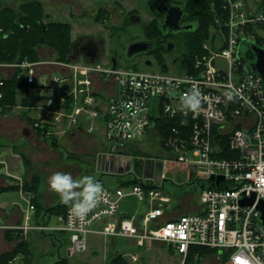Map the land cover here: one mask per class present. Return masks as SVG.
Listing matches in <instances>:
<instances>
[{
    "label": "built area",
    "instance_id": "obj_1",
    "mask_svg": "<svg viewBox=\"0 0 264 264\" xmlns=\"http://www.w3.org/2000/svg\"><path fill=\"white\" fill-rule=\"evenodd\" d=\"M222 7L225 15L216 37L203 44L191 65L180 69L114 68L112 62L104 68L99 62L78 60L0 62V86L16 77L25 84L26 98L41 101L32 122L41 138L83 132L102 137L108 151L97 154L98 171L124 181L133 172L131 161L143 162L144 176L133 178L137 183L104 186L85 218L71 217L68 206L57 217V227H48L46 221L32 224L36 208L30 201L23 231L70 233L76 252L85 250L88 235L94 234L129 239L136 247L167 245L180 255L181 264L193 247L217 250L219 264H264V226L257 208L264 200V82L238 56L244 40L261 39L264 47V0L253 7L246 0H222ZM193 86L202 93L196 111L181 103ZM3 97L0 92V100ZM163 120L170 125L160 136L157 123ZM144 139L158 140L164 154L156 161L145 162L149 157L133 154L131 148L138 149ZM167 161L186 167L189 183L200 187L197 210L182 214L170 206V197L162 191ZM254 195L253 206L241 205L242 199ZM128 198L146 205V213H123ZM131 260L138 263L139 255Z\"/></svg>",
    "mask_w": 264,
    "mask_h": 264
},
{
    "label": "rangeland",
    "instance_id": "obj_2",
    "mask_svg": "<svg viewBox=\"0 0 264 264\" xmlns=\"http://www.w3.org/2000/svg\"><path fill=\"white\" fill-rule=\"evenodd\" d=\"M120 1L127 9L144 10L146 8L145 0ZM246 1L249 6L253 7L260 4L262 0ZM57 19L62 20L63 18L58 17L56 20ZM90 32L93 31L87 33L83 28L78 29V27L74 25V38L82 34H91ZM155 41L160 43L158 40ZM110 50L111 45L107 41L102 59L99 61V64L104 68L110 65V54H112ZM163 59L166 61L170 70L180 69L179 66L181 65L178 62H175V59H177L176 57L170 58L164 56ZM42 60H49V58L45 57ZM50 60L56 61V57L53 56ZM82 60L83 58L81 57L79 61L83 62ZM145 60L146 58L135 62L121 60L120 65H137L139 69L144 71L160 70V66H158L155 57L147 58V61H153L151 66H146L143 63ZM56 73L57 70H54L53 74ZM41 81H44V79L42 78ZM25 96V90L19 92V107H14L10 111V115L0 113V161L6 162L7 165L5 169L6 165L3 166L0 164V173L4 170V173L1 174L0 177L9 179V182H14L15 184L19 183V187L22 191L24 190L23 187L26 182L31 183L35 177H38L39 188L37 198L42 204L44 210L61 203L58 193L51 190L48 185V177L56 171L71 172L73 176L77 178L82 175L90 174L95 176L98 181L102 179L101 183L103 186L114 189L118 185V178L115 176L102 175L97 168V154L108 151L101 142L102 137L90 136L83 132L76 134L74 138L71 137L70 134H67L58 137L57 142H51V140L48 141L47 139L37 136L32 128L30 136L27 137L23 134L21 131L22 126L18 124V122L21 120L22 113H26L24 108L22 109L24 103H21ZM31 103L37 107L40 105L41 101L34 102L33 100ZM24 105H26V103ZM36 112V108L33 109L32 116L36 117ZM138 149L149 155V158L145 159V162L146 160L156 161L157 156H162V154H164L158 140L149 141V139H144L138 143ZM6 154L8 155L5 156ZM164 159L165 158L163 157L161 161H164ZM168 163V161L165 163L166 170L168 171V179L165 182V187L162 191L165 196L170 197V206L176 207L179 212H184L186 208L190 209L198 203L201 189L197 184L189 183L190 177L186 167L182 165H171ZM136 164V159H133L131 161L132 171L135 169ZM5 170L7 171L5 172ZM10 175H15V177ZM4 189L6 188H1L0 190L2 191ZM24 194L25 195H21L18 193L16 196L15 193H12L3 196V204L9 206L15 201L19 202L22 208L25 209L29 206L30 201L32 203L34 202L29 199L30 196L32 197L30 193L24 192ZM131 207L132 208L129 210L133 212L135 208L139 207V202L134 199L131 202ZM125 208H129V206H125L124 209ZM57 217L58 216L55 215L53 216L54 221H52V223L55 224L51 225V227H57L60 225ZM22 234L24 236V233ZM66 235L70 238L71 242L67 244L68 247L65 245L64 248H57V250L62 252V257L65 256L66 252L69 250L68 252L70 255L67 254L69 264H104L107 261L110 252L115 254L122 253L132 264L135 263L131 260V256L135 254L139 255L138 263L140 264H181L180 255L173 252L167 245L162 246L155 244L147 247H136L134 241L129 239H117L114 243L110 238L89 234L87 248L81 252H76L72 249V235L70 233H67ZM19 241L20 240L16 239L15 245L19 243ZM202 263L219 264L218 255L215 253L207 256L202 260Z\"/></svg>",
    "mask_w": 264,
    "mask_h": 264
},
{
    "label": "trees",
    "instance_id": "obj_3",
    "mask_svg": "<svg viewBox=\"0 0 264 264\" xmlns=\"http://www.w3.org/2000/svg\"><path fill=\"white\" fill-rule=\"evenodd\" d=\"M185 5L189 18L197 23L198 28L195 32L188 33L185 39H183L182 54L175 59V62H178L182 67L191 65L194 57L202 54L203 44L216 37L215 29L218 27V22L221 21V17L225 15L222 0H185ZM41 22H43V9L40 4L34 1H27L20 5L19 10H13L4 8L3 0H0V62L14 64L25 60L30 62L40 61V46H45L53 50L57 56V62H69L72 51L71 25L63 22H52L43 26ZM154 29V36H158V28L156 27ZM160 43L155 47L153 54L155 55L158 66L167 72L169 71V67L163 59L165 45L162 41ZM256 44L262 47L261 39ZM247 58L250 60L254 59L251 51L247 54ZM24 88L25 84L16 77L4 80V85L0 86V92L4 94L3 99L0 100L3 114L10 113L14 107L19 105L18 94ZM27 101L28 98H23L21 103L27 104ZM168 125H170V122L166 120L157 123L160 136L165 135V130ZM51 142H57V139H53ZM131 150L135 155L145 158L149 157V155L133 147ZM126 152L124 151V153ZM118 180L120 186L125 187H129L138 182L132 178L126 181L120 178ZM99 181L102 182V179ZM38 188V177H35L31 183L26 182L23 187L24 192L32 195L31 200L34 202L33 204L36 208V222L47 221V218L49 219L54 215L61 216L66 213L69 205H65L62 202L59 205L44 210L37 198ZM22 231H6L5 238L7 241L12 242L16 239L20 241L13 250L0 255V264H12L18 256H23V264H38L35 260L31 244L25 239ZM215 253L218 254V251L203 247H193L186 264H201L205 257ZM196 254L199 257L197 261H195ZM53 264H69V260L64 257ZM104 264L132 263L122 253L115 254L110 252Z\"/></svg>",
    "mask_w": 264,
    "mask_h": 264
},
{
    "label": "flooded vegetation",
    "instance_id": "obj_4",
    "mask_svg": "<svg viewBox=\"0 0 264 264\" xmlns=\"http://www.w3.org/2000/svg\"><path fill=\"white\" fill-rule=\"evenodd\" d=\"M27 1H34L41 5L43 9V22L45 26L52 22L69 23L72 28V45L70 57L83 62H91L93 59H102L104 47L108 41L111 45L110 62L115 57L117 64L121 60L126 62H135L140 59L146 66L147 58L155 57L153 54L158 41L165 45V57H178L182 54L183 39L192 32H179L165 36L162 23L165 20L167 11L163 8L170 6H184L185 0H145L146 8L144 10L127 9L120 0H3V7L6 9L19 10L20 5ZM62 17V20L56 18ZM66 19V20H64ZM196 23L189 18L185 10V15L181 20L180 27L183 25ZM74 25L78 29L90 32L91 34H82L74 38ZM158 28L159 35L154 36V28ZM168 41L175 44V51L172 55L167 52ZM135 42H144L147 44L146 52L139 54L134 59L127 57V47ZM41 60L45 57L52 59L57 57L55 52L48 47L40 46ZM152 53H149V50ZM69 57V58H70ZM57 62V61H56ZM153 64V61H151Z\"/></svg>",
    "mask_w": 264,
    "mask_h": 264
},
{
    "label": "crops",
    "instance_id": "obj_5",
    "mask_svg": "<svg viewBox=\"0 0 264 264\" xmlns=\"http://www.w3.org/2000/svg\"><path fill=\"white\" fill-rule=\"evenodd\" d=\"M26 97H27V95L25 96V98ZM33 100H34V102L39 101L35 97H30V98L28 97L27 104L26 105L23 104V106L21 105L22 109L24 108V111L26 113H22L21 120H19V122H18V124H20L22 126L21 131L27 137L30 136L32 133V129H31L32 128V122L35 119V117L32 116V111H33V109L36 108L31 103ZM24 111H22V112H24ZM36 111H37L36 115H38L39 111L37 109H36ZM10 113H8L7 115H10ZM27 130L30 132L29 135H26ZM36 135L39 136L37 133H36ZM75 136L76 135H72L71 137L74 138ZM7 155L8 154H6L5 156H7ZM136 163L137 164H136L135 169H133V172L131 175H129V177H126L127 179H130V178L133 179L134 177L142 178L144 176L143 173L141 172V167H142L143 162H140L137 160ZM0 164L5 166L6 162L0 161ZM6 167H7V165L5 166V169H6ZM6 171L7 170H5V172ZM3 173H4V170L0 173V176ZM10 176L15 177V175H10ZM0 178H1L0 179V189L6 188L2 191L0 190V255H2V254H5V253L13 250L16 246L15 241L10 242V241L6 240V238H5L6 231L7 230H20V231H22L21 226L25 223L26 215L29 214V206L24 209V208H22L21 204H19V202H15V201L12 202L11 205H9V206H6L5 204H3V199H2L3 196H7L8 194H12V193H15L16 196L18 193L21 195H25V194L20 189L19 183L15 184L14 182H9L8 181L9 179H4V177H0ZM133 200H134L133 198H128L124 201L123 206H122V212L125 214L138 215V216L145 214L147 211V207L143 203L142 204L139 203V207L135 208L133 212L131 210H129L130 208H132L131 202ZM125 206H129V208L124 209ZM198 207H199V203L195 204V206L190 208V209L186 208L184 212H180V213L183 214V213L193 212V211L197 210ZM52 221H54L53 217H51L49 219L47 218V221L45 223H47L49 225L48 227H51V225L55 224V223H52ZM31 223L32 224L38 223V222H36L35 216H34L33 220L31 221ZM40 223H44V221L40 222ZM22 232L24 233L25 239L30 242L32 250L34 252L33 254L35 256V260L38 264H53V263L57 262L58 260H60V258H63V257L68 258L67 254L70 255V253L68 252L69 250H68L66 252L65 256L62 257L61 256L62 252L57 250V248L62 249L65 247V245L67 246V244L71 242L70 238H68V236L66 235L67 233L55 231V230L48 231V229L45 230L44 232L40 231L39 229L22 231ZM113 241H114V243L116 242L115 240H113ZM56 252H57V254H56ZM68 260H69V258H68ZM12 264H23V256H18Z\"/></svg>",
    "mask_w": 264,
    "mask_h": 264
},
{
    "label": "clouds",
    "instance_id": "obj_6",
    "mask_svg": "<svg viewBox=\"0 0 264 264\" xmlns=\"http://www.w3.org/2000/svg\"><path fill=\"white\" fill-rule=\"evenodd\" d=\"M183 107L190 111L199 109L202 103L201 90L195 86L181 97ZM51 190L58 193L60 200L69 205V214L75 218H85L93 209L105 189L95 176L86 174L74 177L71 172L56 171L48 177Z\"/></svg>",
    "mask_w": 264,
    "mask_h": 264
},
{
    "label": "water",
    "instance_id": "obj_7",
    "mask_svg": "<svg viewBox=\"0 0 264 264\" xmlns=\"http://www.w3.org/2000/svg\"><path fill=\"white\" fill-rule=\"evenodd\" d=\"M165 11H167L165 15V20L162 23V27L164 28L165 32L164 35H172V34H178L179 32H195L198 28L197 23H193L192 25L187 24L180 27L181 20L183 19L185 15L186 5L184 6H170L163 8ZM147 44L144 42H135L130 44L127 47V57L129 60L134 59L135 56L139 54H143L146 52ZM175 51V44L172 41H168L167 45V52L172 55ZM252 52L254 55V59L250 60L247 58V54L249 52ZM149 53H152V50H149ZM238 56L246 61L250 67V69L257 75L261 77V79L264 82V47H261L257 45L256 43L244 40L241 42L239 47ZM69 61H76V58L70 57ZM100 58L93 59L91 62H99ZM113 67H117V60L115 57L112 58ZM148 65H152L151 61L147 62ZM30 132L27 130L26 135H29ZM256 197L255 195L252 198H245L240 201L241 205L243 207L246 206H253L255 203ZM257 208L261 211V217L260 221L262 225L264 226V200L260 201Z\"/></svg>",
    "mask_w": 264,
    "mask_h": 264
}]
</instances>
